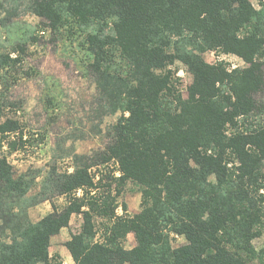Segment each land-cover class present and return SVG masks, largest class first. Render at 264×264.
<instances>
[{
	"label": "trees",
	"instance_id": "trees-1",
	"mask_svg": "<svg viewBox=\"0 0 264 264\" xmlns=\"http://www.w3.org/2000/svg\"><path fill=\"white\" fill-rule=\"evenodd\" d=\"M259 2L260 10L251 0H0V150L5 141L12 150L27 143L8 115L19 108L8 94L34 73L27 57L45 34L79 50V67L95 83L98 135L102 119L117 116L103 150L74 155L68 168L42 179L35 196L28 195L35 178L16 175L0 158V264H61L49 254L50 239L73 215L81 224L65 246L74 264H250L251 242L264 236ZM19 10L40 23H23L15 36ZM205 51L246 66L207 63ZM127 184L140 202L125 219L117 215L126 213L118 199ZM55 197L62 207L30 219L31 206ZM177 237L185 242L174 248Z\"/></svg>",
	"mask_w": 264,
	"mask_h": 264
},
{
	"label": "rangeland",
	"instance_id": "rangeland-1",
	"mask_svg": "<svg viewBox=\"0 0 264 264\" xmlns=\"http://www.w3.org/2000/svg\"><path fill=\"white\" fill-rule=\"evenodd\" d=\"M253 7L260 10L259 0H251ZM14 19L21 27L23 23L38 25L40 19L30 13H22ZM23 30L12 28L17 36ZM35 51L27 57V65L34 73L30 77L21 75L18 82L9 91V101L19 106L11 108L8 115L19 120L24 137L22 141L27 143L22 147L12 150L6 141L0 150V158L5 157L16 175L23 174L27 179L34 180L28 195L35 196L39 192L37 186L43 178L50 175L52 170L58 173L64 171L72 162L74 155H92L95 151L104 149L108 142V126L116 121L117 116H105L102 119V133L98 135L94 110L97 107V93L92 75L84 74L79 67L76 56H80L79 50L72 43L64 41H51L45 34V38L36 45ZM207 63H213L217 56L225 57L238 65L237 68L245 67L241 58L224 54L222 51H205L201 54ZM226 64V65H227ZM178 76L184 85L191 82V77L182 70ZM233 70V69H228ZM183 94L185 91L183 89ZM13 138H8V140ZM94 171V170H93ZM264 194V191H261ZM36 199H39L36 198ZM140 193L137 188L127 184L118 203L126 205V213H118L117 216L127 219L139 212ZM62 207L64 200L55 197L50 201H42L28 209L32 221H37L51 211V205ZM118 219L114 217V221ZM98 222V221H97ZM95 223V228L101 230L102 226ZM81 218L72 216L71 224L63 229L62 235L58 234L50 241V251L54 252L79 231ZM101 232V231H99ZM99 234H97L98 236ZM96 236V237H97ZM185 242L183 237H177L172 244L178 248ZM135 245L131 233L126 235L123 246L130 249ZM251 245L255 257L250 259V264H264V236L256 237Z\"/></svg>",
	"mask_w": 264,
	"mask_h": 264
},
{
	"label": "crops",
	"instance_id": "crops-1",
	"mask_svg": "<svg viewBox=\"0 0 264 264\" xmlns=\"http://www.w3.org/2000/svg\"><path fill=\"white\" fill-rule=\"evenodd\" d=\"M126 212H127V211H126ZM118 213H121V211H118ZM73 216H74V215H73ZM71 220H72V217H71V219H70V221H69V225L71 224ZM69 225H68V226H69ZM63 229H65V228H63ZM63 229H61L60 232H59L58 234L62 235L61 233H63V232H62ZM58 234H57V235H58ZM57 235L53 236L52 238L56 237ZM52 238H51V239H52ZM51 239H50V241H51ZM69 239H70V238H69ZM69 239H68V240H69ZM68 240H67V241H68ZM67 241H66V242H67ZM66 242H65V243H66ZM50 246H51V244H50ZM50 246H49V254H50V256L57 254V255L59 256V258H60V262H61V264H74V261H73L71 255H70L68 249L66 248L65 244L61 245L60 248H58L57 250L55 249L54 252H51V251H50ZM130 249H131V248H130Z\"/></svg>",
	"mask_w": 264,
	"mask_h": 264
},
{
	"label": "built area",
	"instance_id": "built-area-1",
	"mask_svg": "<svg viewBox=\"0 0 264 264\" xmlns=\"http://www.w3.org/2000/svg\"><path fill=\"white\" fill-rule=\"evenodd\" d=\"M224 61H226L225 57L217 56L213 63L219 62L224 63L226 65L227 63H225ZM228 62L229 64L226 65L228 69H235L238 67V65H236L234 62H231L230 60H228Z\"/></svg>",
	"mask_w": 264,
	"mask_h": 264
}]
</instances>
